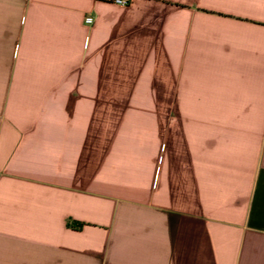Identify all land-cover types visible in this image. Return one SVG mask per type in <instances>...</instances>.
I'll use <instances>...</instances> for the list:
<instances>
[{"label": "crops", "instance_id": "crops-1", "mask_svg": "<svg viewBox=\"0 0 264 264\" xmlns=\"http://www.w3.org/2000/svg\"><path fill=\"white\" fill-rule=\"evenodd\" d=\"M0 264H264V0H0Z\"/></svg>", "mask_w": 264, "mask_h": 264}, {"label": "built area", "instance_id": "built-area-1", "mask_svg": "<svg viewBox=\"0 0 264 264\" xmlns=\"http://www.w3.org/2000/svg\"><path fill=\"white\" fill-rule=\"evenodd\" d=\"M104 1H109L117 5L125 6V5H128L132 0H104ZM84 19L86 22L89 23L92 21L93 17L92 15H86Z\"/></svg>", "mask_w": 264, "mask_h": 264}, {"label": "trees", "instance_id": "trees-1", "mask_svg": "<svg viewBox=\"0 0 264 264\" xmlns=\"http://www.w3.org/2000/svg\"><path fill=\"white\" fill-rule=\"evenodd\" d=\"M82 225V222L81 221H79V223L77 224V226H81Z\"/></svg>", "mask_w": 264, "mask_h": 264}]
</instances>
